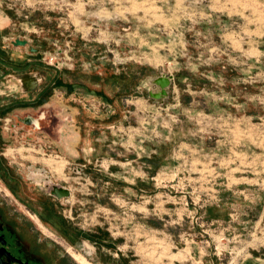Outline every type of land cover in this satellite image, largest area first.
<instances>
[{
    "label": "rangeland",
    "instance_id": "obj_1",
    "mask_svg": "<svg viewBox=\"0 0 264 264\" xmlns=\"http://www.w3.org/2000/svg\"><path fill=\"white\" fill-rule=\"evenodd\" d=\"M0 16V222L45 264H264V0Z\"/></svg>",
    "mask_w": 264,
    "mask_h": 264
},
{
    "label": "flooded vegetation",
    "instance_id": "obj_2",
    "mask_svg": "<svg viewBox=\"0 0 264 264\" xmlns=\"http://www.w3.org/2000/svg\"><path fill=\"white\" fill-rule=\"evenodd\" d=\"M0 240L2 251H7L13 257L11 264H45L40 253L35 252L39 247L16 236L13 226L0 222ZM3 259L9 261L7 254H3Z\"/></svg>",
    "mask_w": 264,
    "mask_h": 264
},
{
    "label": "crops",
    "instance_id": "obj_3",
    "mask_svg": "<svg viewBox=\"0 0 264 264\" xmlns=\"http://www.w3.org/2000/svg\"><path fill=\"white\" fill-rule=\"evenodd\" d=\"M1 17V16H0ZM2 22H4V19L1 17L0 18V34H1V40L3 39V34H2V30L4 29V27H3V24H2ZM0 53L2 54L3 52H2V50H0ZM12 59H13V57H12ZM10 65V64H9ZM16 70V67L15 66H13V65H10V66H8L6 63H5V61H4V59H3V57H0V84H3L4 83V81H3V79H4V75L5 74H8V73H10V72H16L15 71ZM7 71H9V72H7ZM30 72H32L31 74H33L34 75V78L37 80H35L34 78H29L27 81V85H28V83H30L29 84V86H33V88H35L34 90H31L28 94H26L28 97H30V96H35L37 93H38V91L39 90H37L38 88H40L42 85L41 84H43V82H45V80H44V78H45V75L43 74V72H41V70H39V71H37V69H35V70H33V71H30ZM39 82V83H38ZM38 83V84H37ZM37 84V85H36ZM38 87V88H37ZM13 95V94H12ZM28 113H31V111L30 110H28ZM31 243V242H30ZM46 256V255H45Z\"/></svg>",
    "mask_w": 264,
    "mask_h": 264
},
{
    "label": "water",
    "instance_id": "obj_4",
    "mask_svg": "<svg viewBox=\"0 0 264 264\" xmlns=\"http://www.w3.org/2000/svg\"><path fill=\"white\" fill-rule=\"evenodd\" d=\"M162 86L165 87L169 84L168 80L163 79L161 80ZM163 93H166L165 90H163ZM57 194L60 198H63L65 196H68L70 194V191L66 188H60L57 190ZM1 241V240H0ZM7 254L9 261H5L3 259V254ZM13 259V257L10 255V253H8L7 251H2L1 247H0V264H11V260Z\"/></svg>",
    "mask_w": 264,
    "mask_h": 264
}]
</instances>
